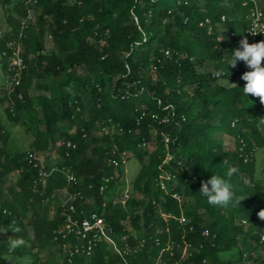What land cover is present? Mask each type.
I'll use <instances>...</instances> for the list:
<instances>
[{
    "label": "trees",
    "instance_id": "1",
    "mask_svg": "<svg viewBox=\"0 0 264 264\" xmlns=\"http://www.w3.org/2000/svg\"><path fill=\"white\" fill-rule=\"evenodd\" d=\"M243 1L0 0L7 24L0 34L5 78L0 106L8 102V121L22 124L33 136L29 150L14 149L0 114V264H58L46 251L60 249L54 234L62 226L63 207L49 216L43 202L66 190L90 200L75 202L85 211L96 209L108 193H100L102 178L121 172L108 161L123 152L141 167L125 207L109 199L105 215L119 246L125 238L133 247L143 242L128 257L129 264H155L161 255L166 259L168 242L191 248L188 257L177 252L166 264H236L242 248L264 251V220L258 216L264 209V170L259 175L256 166V153L264 148V105L243 94L241 76L251 70L243 61L237 63L240 70L231 65L227 70L249 24L253 3L246 7ZM257 5L264 13V0ZM30 10L34 18L27 21ZM230 32L237 38H230ZM11 41L22 42L26 69L21 85L9 93L4 89L11 77ZM205 62L214 70H198ZM86 67L88 72H78ZM141 67L154 71L155 78L142 75ZM221 69L225 75L217 78L214 73ZM221 78L239 82L228 87L218 84ZM32 88L39 91L36 96ZM154 114L169 121L161 123ZM97 127L116 132H106L91 147L87 137ZM219 133L234 143L227 146ZM69 141L76 147L66 157ZM47 152L54 155L57 169L44 185L40 170L27 158ZM223 160L236 169L230 178ZM65 170L77 176L78 184L68 182ZM165 174L178 181L169 191L160 188ZM13 175L17 180L11 185ZM213 175L230 179L235 196L245 197L240 206H212L200 195L201 183ZM7 189L10 201L4 200ZM20 238L23 243L11 248ZM233 249L237 255L220 257ZM77 261L122 264L106 242L88 261Z\"/></svg>",
    "mask_w": 264,
    "mask_h": 264
},
{
    "label": "built area",
    "instance_id": "2",
    "mask_svg": "<svg viewBox=\"0 0 264 264\" xmlns=\"http://www.w3.org/2000/svg\"><path fill=\"white\" fill-rule=\"evenodd\" d=\"M31 2H35L30 0ZM250 3H253V6L250 7ZM243 6L250 7L248 11V28L246 31V36L249 43H257L261 40H264V13L257 5V0H244ZM34 17V11H29V16L27 21H31ZM225 18L222 17V20ZM254 29L258 34L252 35L248 33L250 30ZM212 31V27H209V32ZM260 33V34H259ZM230 38H237L236 34L230 32L228 34ZM221 38V37H220ZM11 49V56L9 61V71L11 72V77L7 82L8 92H13L15 87H19L21 85L22 74L26 69V64L24 57L22 55L23 52V44L20 41H11L8 44ZM6 56L7 53L4 52L2 54ZM166 55H170V51H166ZM244 66L247 67L244 63ZM232 70L238 71L240 70V66L237 65L235 68L230 66ZM248 68V67H247ZM18 97L22 99V94H19ZM153 118L161 123H165L169 121V118L164 117L161 118L158 114H154ZM166 142H169V138L167 137ZM146 143L143 142L140 144L141 148H144ZM66 147L68 148L66 151V157H69V149H74L76 147L71 141L67 142ZM243 151V147L240 148ZM27 160L30 164H33L35 168L40 170V176L42 177L43 182L50 177V174L57 169L55 166L49 171L43 167L42 162H40V156L29 155ZM37 161V162H34ZM247 161V158L245 159ZM128 162V154L127 152H123L119 159H109L108 164L115 169H122ZM45 170V171H43ZM67 180L69 183L78 184L79 179L77 176L71 172L66 171ZM119 177V172L116 171L113 175L104 176L102 178V185L100 186V193L105 194L109 190L110 184ZM174 176L163 175V178L160 182V188L165 190L167 186V182L174 180ZM68 195L69 202L66 203L63 207V211L61 213L62 217V226L58 230L55 231L54 239L57 242H60V249L57 251L58 254L56 259L58 264H78V258H86L87 260L91 259L94 254L97 246L106 242L111 250L117 254L121 260L122 264H129L128 257H132L138 250H140L143 246V242H139L137 246H131L126 238L123 239L122 246H119L112 232L111 226L107 223L106 220V208L107 201L109 198H104L105 201L101 205H98L96 209L90 210L89 212L85 211L80 205H77L75 202L79 198L82 203L88 204L90 200L85 199L84 195L80 192H76L75 194ZM177 199L181 200L182 196L177 195ZM180 222L185 224L187 222L186 218L182 217ZM205 235L208 233L205 232ZM262 241H264V236L262 237ZM191 245L188 247H181L174 242H168L166 247V259H163L162 255L158 259H156L155 264H166L170 259H172L175 253H180L184 257H188L190 255ZM175 264H179L176 262Z\"/></svg>",
    "mask_w": 264,
    "mask_h": 264
},
{
    "label": "rangeland",
    "instance_id": "3",
    "mask_svg": "<svg viewBox=\"0 0 264 264\" xmlns=\"http://www.w3.org/2000/svg\"><path fill=\"white\" fill-rule=\"evenodd\" d=\"M34 1V0H32ZM34 18V17H33ZM33 18L31 19V21L33 20ZM7 28V24H6V10L5 8H3L0 5V34L2 32H4ZM223 38V37H221ZM225 40L228 39V37H224ZM214 65L209 64L208 62H205L202 64V66H200L198 68V70H202V71H206V70H214ZM89 68H78V72H88ZM140 73L142 75L145 76H150V77H154L155 78V73L154 71L145 68V67H141L140 69ZM225 79H219L217 82L220 85H224V86H233L230 84L225 83ZM5 82V78L2 72V67H1V55H0V85L4 84ZM230 83H234L237 84L239 81L236 82H231ZM4 92H8V89L5 88ZM39 93V91L35 88H32L30 91V94L32 96H36ZM10 107V104L7 102L5 103L3 106H0V114L3 117V120L6 122V125L8 127L9 133H10V140L13 143V147L16 150L19 151H27L30 149L31 144L33 142V136L32 133H29V131H27L26 127L23 126L22 124H16V123H11L8 121L6 115H5V110L7 108ZM263 131H264V126H263ZM114 133L116 132L115 128L111 127V128H107V129H102L100 127H97L93 130V132L91 133V135H89L87 137V142L89 145H91V147L95 146L103 137V135L106 133ZM217 137L224 142V144H226L227 146L232 145L234 143V139L230 136H227L224 133H219L217 134ZM89 155H91V151L89 150ZM54 154V153H53ZM37 156H40L41 160L40 162H42L44 169L46 170V172H49L53 167H54V160L55 157L54 155H52V153H38L36 154ZM256 166L257 169L259 170V175L263 174V170H264V148L259 149L256 153ZM141 167V163L140 161L136 158V157H130V159L128 160L127 164L121 169V172L119 173V179L117 180V182L115 183V185L110 188L108 190V193L106 195V198L109 199H113V202L115 205L121 206V207H125L127 200L129 199L130 193H131V185H132V181L134 180V178L136 177L137 173L139 172ZM167 174H165L166 176ZM11 180V185H14L16 183L17 180V175H13L10 177ZM47 182V180H46ZM46 182L44 183V185L46 184ZM167 186L165 187L164 191H169L170 188L176 187L178 185V181L176 179L171 180L170 182H167ZM5 201H10V192L7 189L5 191ZM181 201L184 203H188L190 202L189 199L185 198L182 196ZM68 195L66 193L63 192H59L57 193L52 199L48 200L46 199L43 202V205L45 207L44 212L45 214L49 215V216H53L55 214V210L58 206H64L66 203H68ZM160 214V212H159ZM129 229L131 230V226L128 224ZM26 231H28L31 236H32V232H31V228L26 227L25 228ZM6 236V232H2V237ZM18 240H21L18 239ZM28 247L31 246L30 243L27 244ZM238 249H233L229 252H225L223 254L220 255V257L222 259H229L231 258V256L233 255H237L238 254ZM240 253L242 254V260L236 262V264H264V251H251L249 252L247 250V248H242L240 250ZM58 252L57 250H47L46 251V255L47 256H52L55 255L57 256ZM27 259V257L23 258L22 260L25 261ZM88 261V260H87Z\"/></svg>",
    "mask_w": 264,
    "mask_h": 264
},
{
    "label": "clouds",
    "instance_id": "4",
    "mask_svg": "<svg viewBox=\"0 0 264 264\" xmlns=\"http://www.w3.org/2000/svg\"><path fill=\"white\" fill-rule=\"evenodd\" d=\"M248 33L252 35L258 34L254 29L250 30ZM239 61H243L245 65L251 69L250 71L244 72L241 76V79L246 82L242 88L243 94L247 97L252 96L258 98L260 104L264 105V40L257 43H249L247 38L242 39L240 41V48L234 50L228 61L227 70L229 65L235 68ZM214 75L217 78L223 77L225 75V70H218ZM225 83L236 85L230 83L229 78ZM260 122L264 124V118H261ZM222 163L227 168L225 175L230 178L235 173L236 169L231 167L227 160H223ZM199 193L207 199L209 205L224 208L229 206H240L241 201L245 199V197L235 196L230 179H225L216 175H213L208 181L201 183ZM258 216L261 220H264V209L258 212ZM22 243V240L12 241L11 248L14 249Z\"/></svg>",
    "mask_w": 264,
    "mask_h": 264
},
{
    "label": "crops",
    "instance_id": "5",
    "mask_svg": "<svg viewBox=\"0 0 264 264\" xmlns=\"http://www.w3.org/2000/svg\"><path fill=\"white\" fill-rule=\"evenodd\" d=\"M59 192L66 193V190H60V191H57V192H55L54 196H55L57 193H59ZM54 196H53V197H54ZM51 199H52V198H51ZM48 200H50V199H48ZM44 209H45V207H44Z\"/></svg>",
    "mask_w": 264,
    "mask_h": 264
}]
</instances>
